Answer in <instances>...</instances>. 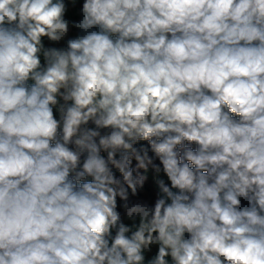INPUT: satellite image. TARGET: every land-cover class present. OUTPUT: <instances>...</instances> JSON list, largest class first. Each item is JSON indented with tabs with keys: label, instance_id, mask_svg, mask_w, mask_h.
I'll return each instance as SVG.
<instances>
[{
	"label": "clouds",
	"instance_id": "1",
	"mask_svg": "<svg viewBox=\"0 0 264 264\" xmlns=\"http://www.w3.org/2000/svg\"><path fill=\"white\" fill-rule=\"evenodd\" d=\"M0 264H264V0H0Z\"/></svg>",
	"mask_w": 264,
	"mask_h": 264
}]
</instances>
